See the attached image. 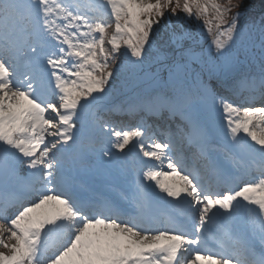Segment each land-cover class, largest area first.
<instances>
[{"label": "snow or ice", "instance_id": "1", "mask_svg": "<svg viewBox=\"0 0 264 264\" xmlns=\"http://www.w3.org/2000/svg\"><path fill=\"white\" fill-rule=\"evenodd\" d=\"M242 2L0 0V264H264Z\"/></svg>", "mask_w": 264, "mask_h": 264}, {"label": "rangeland", "instance_id": "2", "mask_svg": "<svg viewBox=\"0 0 264 264\" xmlns=\"http://www.w3.org/2000/svg\"><path fill=\"white\" fill-rule=\"evenodd\" d=\"M238 2H239V0H233V3H238ZM258 5H261V11H260ZM263 5H264V0H243V2L240 5L239 11L246 12L248 10V11H251V12L256 13V14L261 12V14L257 15V17L260 19L262 14L264 15V7H263ZM257 7H258V9H257ZM106 11L110 12V10H107V9H106ZM235 11H237V9H233V12H235ZM181 15H183V14L181 13ZM244 16L245 15H243V17L241 19V23L242 24L244 23L245 19H251L249 17L248 18H244ZM185 27H187V25H185ZM209 39H210V37H209ZM134 87H137V85H133V84L129 83L126 86V88H124V91H128L129 89H132ZM157 135H159V133ZM164 170H167V169L165 168Z\"/></svg>", "mask_w": 264, "mask_h": 264}]
</instances>
